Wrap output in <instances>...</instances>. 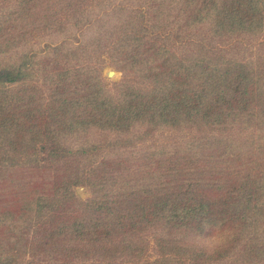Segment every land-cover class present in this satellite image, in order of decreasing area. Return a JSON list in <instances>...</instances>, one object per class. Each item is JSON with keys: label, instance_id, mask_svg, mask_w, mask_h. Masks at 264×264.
<instances>
[{"label": "trees", "instance_id": "1", "mask_svg": "<svg viewBox=\"0 0 264 264\" xmlns=\"http://www.w3.org/2000/svg\"><path fill=\"white\" fill-rule=\"evenodd\" d=\"M92 1L0 8V54L31 31L100 29L49 46L42 69L0 65L20 264H264V58L233 49L264 46V0H108L105 20Z\"/></svg>", "mask_w": 264, "mask_h": 264}, {"label": "rangeland", "instance_id": "2", "mask_svg": "<svg viewBox=\"0 0 264 264\" xmlns=\"http://www.w3.org/2000/svg\"><path fill=\"white\" fill-rule=\"evenodd\" d=\"M105 2L98 6L96 1H92L90 9L95 10L92 14L99 13L105 20L110 15L111 8H105ZM114 3H120L121 6L126 8V0H112ZM20 2H30V0H0V8L4 5L10 6L12 9ZM3 4V5H2ZM137 1L133 0V5H136ZM34 8L31 7V11ZM41 9L44 7L41 5ZM104 9L106 12H104ZM7 15V12L3 11ZM116 18L111 16L109 22L114 21ZM108 22V23H109ZM107 23V24H108ZM69 29L63 32H49L41 29L40 31H31L25 41H22L14 49L7 53L0 54V65H16L28 61L29 64H35L37 68L42 69L43 65L50 59H52L53 51L49 50V46L61 45V47H73L77 45H83L88 40L92 39L96 34V31L100 30L96 24H92L90 27H82L80 25H69ZM0 34L5 33L6 30L2 29ZM103 30V29H101ZM261 40V39H260ZM262 41V40H261ZM259 40L252 38L242 39L234 44V51L243 57H252V59L260 56L264 58V46L260 45ZM234 53V52H233ZM112 71L113 75L108 76L107 72ZM4 73V71H0ZM101 75L108 85L118 83L123 76V72L112 66H104L101 70ZM4 78L0 77V81ZM6 89V88H4ZM180 134H158V141L160 143L173 142L175 138ZM21 175L19 170L11 167L5 169L0 168V264H20V261L24 258L20 257L17 253L18 250V236L21 231L19 229V223L15 220L14 211L16 209V200L14 194H16V186L20 180ZM74 194L78 200H86L92 196L89 188L84 186H78L74 189ZM6 216V217H5ZM27 232V231H26ZM29 232V231H28ZM27 237V234L26 236ZM31 238V235H28ZM29 256H25L28 259ZM41 257V256H39ZM37 257V258H39Z\"/></svg>", "mask_w": 264, "mask_h": 264}, {"label": "water", "instance_id": "3", "mask_svg": "<svg viewBox=\"0 0 264 264\" xmlns=\"http://www.w3.org/2000/svg\"><path fill=\"white\" fill-rule=\"evenodd\" d=\"M107 75H108V76H112V75H113V72H112V71H108V72H107Z\"/></svg>", "mask_w": 264, "mask_h": 264}]
</instances>
